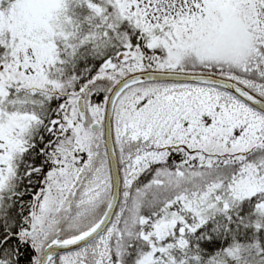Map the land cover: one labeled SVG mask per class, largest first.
Segmentation results:
<instances>
[{
    "label": "snow or ice",
    "instance_id": "1",
    "mask_svg": "<svg viewBox=\"0 0 264 264\" xmlns=\"http://www.w3.org/2000/svg\"><path fill=\"white\" fill-rule=\"evenodd\" d=\"M0 264H264V0H0Z\"/></svg>",
    "mask_w": 264,
    "mask_h": 264
}]
</instances>
